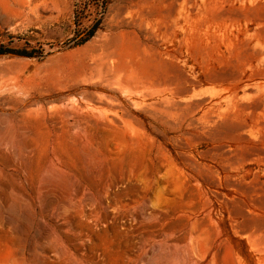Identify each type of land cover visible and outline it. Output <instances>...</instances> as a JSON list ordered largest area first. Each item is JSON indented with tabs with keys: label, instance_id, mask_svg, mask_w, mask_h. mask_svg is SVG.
Returning a JSON list of instances; mask_svg holds the SVG:
<instances>
[{
	"label": "rangeland",
	"instance_id": "1",
	"mask_svg": "<svg viewBox=\"0 0 264 264\" xmlns=\"http://www.w3.org/2000/svg\"><path fill=\"white\" fill-rule=\"evenodd\" d=\"M0 48V264H264V0H0Z\"/></svg>",
	"mask_w": 264,
	"mask_h": 264
},
{
	"label": "bare ground",
	"instance_id": "2",
	"mask_svg": "<svg viewBox=\"0 0 264 264\" xmlns=\"http://www.w3.org/2000/svg\"><path fill=\"white\" fill-rule=\"evenodd\" d=\"M106 60V56L105 55H102L100 57V61L102 62V68H108V62L105 61ZM10 262V261H9ZM11 263V262H10ZM14 264V263H13ZM15 264H18L17 260H16V263Z\"/></svg>",
	"mask_w": 264,
	"mask_h": 264
},
{
	"label": "trees",
	"instance_id": "3",
	"mask_svg": "<svg viewBox=\"0 0 264 264\" xmlns=\"http://www.w3.org/2000/svg\"><path fill=\"white\" fill-rule=\"evenodd\" d=\"M0 54H4V51L0 48ZM23 55H25V56H27L28 54H23Z\"/></svg>",
	"mask_w": 264,
	"mask_h": 264
}]
</instances>
